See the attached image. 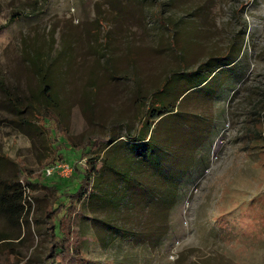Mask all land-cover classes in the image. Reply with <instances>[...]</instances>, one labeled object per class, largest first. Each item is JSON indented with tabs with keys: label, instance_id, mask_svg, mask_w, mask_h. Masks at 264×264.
I'll return each mask as SVG.
<instances>
[{
	"label": "rangeland",
	"instance_id": "374dc122",
	"mask_svg": "<svg viewBox=\"0 0 264 264\" xmlns=\"http://www.w3.org/2000/svg\"><path fill=\"white\" fill-rule=\"evenodd\" d=\"M40 57L57 126L30 105ZM153 97L177 112L140 142ZM103 136L72 217L79 264H264V0H0V187L20 168L32 182L22 221L0 212V253L55 263L49 187L73 176L45 170L89 167L78 148Z\"/></svg>",
	"mask_w": 264,
	"mask_h": 264
},
{
	"label": "trees",
	"instance_id": "16d2710c",
	"mask_svg": "<svg viewBox=\"0 0 264 264\" xmlns=\"http://www.w3.org/2000/svg\"><path fill=\"white\" fill-rule=\"evenodd\" d=\"M211 60L212 59L210 58L205 63H208ZM235 60L237 59L216 66L210 72V75L202 82V84L205 83L209 78H211L215 73H219L222 70L221 68L231 67L232 63H234ZM38 61L39 63H36L35 65L40 78V88L37 93L31 95L32 100L30 105L34 114L41 116V119L39 120L40 122L43 121V123L50 124V122L53 121L57 126L59 120L56 116L55 111L57 107L56 95L53 92L50 77L43 64L46 67L48 66L46 65V62L42 57L38 58ZM202 67L203 65L201 64L200 67L196 69V71L201 70ZM218 70L220 71L217 72ZM180 74V72L172 73L165 81H169L173 76H179ZM240 79L242 80V75ZM165 83L166 82H164L163 85L157 91H155V94L157 96H160V94L162 93V89ZM153 99L154 97L151 101L148 98L144 102L142 99L140 100L142 115L141 121L144 130L141 139H136L137 141L140 140V142H143L148 139L150 132L155 128L157 121H162L165 116L177 112L175 106L172 109H166L162 106H158V104L153 103ZM46 128L47 133L50 134V139L53 141H59L55 132H53L54 134L51 135L50 132L53 131L51 125ZM53 141L51 142L53 143ZM107 144L109 145V138L107 136H103L97 139L94 138L88 140L82 147L78 148L83 150L88 148L94 154V157L89 160V167L81 168L77 164L74 165L75 171L72 174V183L69 180L62 181L64 188L67 187L66 191H69L71 189H73L74 191L62 194L60 193L59 187H57L56 185L49 187L54 197L45 212V217L49 220V225L46 227V230L49 231L51 238L50 253L54 254V264H69V262H71V264L81 263V260L79 261L78 253H74L75 240L72 231V217L77 212L79 204H81L89 195V192L93 186V179L97 174L96 167L101 159L102 154L106 150ZM59 161L69 162L70 160L64 158L63 160ZM22 177L26 180V182L21 179ZM30 188H32V182L29 181V176L25 177L24 168H20L19 172L16 173L15 179L4 182L3 186L0 187V212L11 221H22L26 215L24 203ZM63 196H66V198L68 199V205L67 208H65L66 210L64 211V213L61 214V212L64 210V207L62 205H59L57 206V208H55V205L60 199H62ZM4 239L5 238L0 239V242ZM74 260H76V262H74ZM0 264H19V261L14 253H11L9 251H2L0 253Z\"/></svg>",
	"mask_w": 264,
	"mask_h": 264
},
{
	"label": "built area",
	"instance_id": "2783aa9c",
	"mask_svg": "<svg viewBox=\"0 0 264 264\" xmlns=\"http://www.w3.org/2000/svg\"><path fill=\"white\" fill-rule=\"evenodd\" d=\"M74 166L66 161H59L55 163L52 167L45 170V176L51 178L53 176H58L63 179L70 178L74 173Z\"/></svg>",
	"mask_w": 264,
	"mask_h": 264
}]
</instances>
